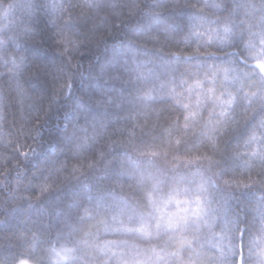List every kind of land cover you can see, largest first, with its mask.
<instances>
[{
    "label": "snow or ice",
    "instance_id": "snow-or-ice-1",
    "mask_svg": "<svg viewBox=\"0 0 264 264\" xmlns=\"http://www.w3.org/2000/svg\"><path fill=\"white\" fill-rule=\"evenodd\" d=\"M26 2L31 7V0ZM171 2L178 6L180 0ZM42 6L45 10L59 7L62 13L67 12L68 23L58 24L55 16L49 17L47 22L53 29L58 51L72 64L76 54H83L79 30L70 23L72 10L83 7L99 12L100 0H86L83 5L73 0L62 3L45 0ZM186 6L200 14H193L183 39L176 42L184 45V51L171 55L177 59L181 55L222 58L199 59L179 74L169 73L164 81L138 88L136 100L147 104L168 97L174 101L179 112L177 123L182 118L185 137L191 133L195 138L194 147L207 150L206 155L197 157L206 160L207 167L196 171L188 169L187 174L175 169L171 184L166 182V173L150 170L132 174L133 182L127 186L115 182L109 192L112 202L85 207L78 217V223L88 222L96 230L85 232L71 247L67 243L59 248L54 242L50 244L44 249L47 264H78L81 260L92 264L97 260L95 256L78 255L84 249L103 252L106 257L103 264H264V0H232L223 16L219 13L225 9V0H196ZM108 7L120 19L125 9L129 15L134 14L139 4L137 0L131 3L116 0ZM38 35L34 28L25 25L16 35L0 36V68L7 69L9 89L15 90L22 110L24 101L33 99L21 82L25 73L36 78L41 74L50 77L55 82L53 101L68 97L73 91L74 75L64 73L55 65L38 63L22 51L20 38L35 40ZM150 38L158 40L157 36ZM145 64L137 62L133 53L131 65L123 73L109 74V68L114 65H104L97 80L152 81L154 73L152 69L145 70ZM3 75L0 73V79ZM91 87L97 94L89 93V101L97 106L119 109L126 102L122 93L112 95L110 89L101 91L96 84ZM9 106L4 89L0 88V124L7 120ZM33 108L30 104L29 109ZM128 118L135 120L136 115ZM108 125L105 119L86 121V126L79 128L83 135L78 137L76 153L88 149L97 137L107 132ZM244 126L246 132L225 155L223 145L227 141L224 137L239 133ZM137 127L142 125L134 124L127 130L129 144L133 143ZM6 137L7 133L0 132V141ZM183 142L179 137L175 139L179 147ZM168 143L171 144L172 139ZM186 151L190 150L186 148ZM103 155L100 153L101 157ZM137 155L145 153L139 151ZM228 161L236 166H228ZM134 163L130 153L119 160L122 171ZM65 167L66 164L61 163L54 171L62 172ZM72 172H81V165L73 164ZM54 186L53 180L44 177L37 185L36 198L49 193ZM18 189L19 182L17 189L9 193V201L19 199ZM241 195H250V199H241ZM69 229L75 230L72 225ZM102 234H120L126 238L103 240ZM38 239L33 233L31 252H37ZM57 239L67 241V236L58 233ZM132 240L149 246L141 248L130 243ZM16 264H30V260L20 259Z\"/></svg>",
    "mask_w": 264,
    "mask_h": 264
},
{
    "label": "trees",
    "instance_id": "trees-1",
    "mask_svg": "<svg viewBox=\"0 0 264 264\" xmlns=\"http://www.w3.org/2000/svg\"><path fill=\"white\" fill-rule=\"evenodd\" d=\"M73 2L83 5L86 0ZM114 2L116 0H100L102 8L99 12L87 11L83 7L72 10L70 23L79 30L83 54H76L73 63L68 64L58 51L52 37L53 29L47 22L49 17L55 16L58 24L64 25L69 22L67 12L62 13L59 7L45 10L42 6L45 0H31V7L26 0H0V36L16 35L25 25H30L39 35L35 40L20 38L24 54L38 63L55 65L75 77L71 95L53 101L55 82L43 74L36 78L25 73L21 82L33 99L25 100L22 110L15 90L9 89L7 69L0 68V73L4 74L0 79V88L4 89L10 105L7 120L0 124V132L7 133L6 139L0 141V264H16L20 259H28L30 264H47L44 249L53 242L58 248L62 243L71 247L85 232H94L96 229L90 223H78L83 209L98 202H112L109 192L113 184L121 182L127 186L133 182L130 176L134 173L143 170L163 172L166 173L167 184H171L176 170L187 174L188 169L196 171L200 167H207L206 160L197 159L206 155L207 150L194 147L195 138L191 133L185 137L182 118L177 123L179 112L174 101L168 97L147 104L136 100L138 88L164 81L169 73L179 74L199 59L222 58L181 55L177 59L171 55L184 51V45L176 42L183 39L193 14H200L186 6L196 0H180L178 6H173L171 0H137L138 10L129 15L125 9L120 19L108 7ZM127 2L131 3L132 0ZM231 3L232 0H225V9L219 13L220 16L226 14ZM94 26L95 31L92 30ZM166 35L169 38L166 39ZM152 36H157L158 40H152ZM192 47L195 48V45ZM8 50H12L11 41ZM133 53L137 62H146L145 70L152 69V81L97 80L104 65H114L109 68V74L123 73L131 65ZM93 84L98 85L101 91L110 89L112 95L122 93L126 102L119 109L91 103L89 93L92 96L97 94L91 87ZM30 104L34 105L31 110ZM131 114L136 115L135 120L128 118ZM93 118L109 121L108 130L97 137L88 149L77 154L75 147L78 137L83 135L79 128L86 126V121ZM134 124L142 127L136 128L133 143L129 144L127 130ZM88 131L91 133V128ZM243 132H246V126L239 133L224 137L227 141L223 145L225 155L240 140ZM178 137L184 141L180 147L175 144ZM169 139H172L171 144L168 143ZM186 148L190 151H186ZM139 151L145 155H137ZM100 153H104L103 157ZM128 153L135 163L122 171L119 160ZM61 163L66 164L65 169L55 172ZM73 164L81 165V172L73 173ZM227 164L236 166L231 161ZM46 176L54 181L55 186L37 199V185ZM18 182L19 199L9 201L8 195L17 189ZM241 199H250V195H241ZM69 225L75 230H70ZM33 233L39 237L37 252H31L29 247ZM58 233L65 234L67 241L57 239ZM125 238L120 234H102L103 240ZM130 243L141 248L149 246L140 240ZM114 251L119 252L120 249ZM78 255L88 258L95 256L97 260L92 264H103L106 259L105 254L96 249H84ZM78 264H84V261Z\"/></svg>",
    "mask_w": 264,
    "mask_h": 264
}]
</instances>
